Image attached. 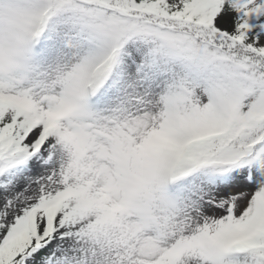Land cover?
<instances>
[{
    "label": "snow or ice",
    "instance_id": "6c2138e0",
    "mask_svg": "<svg viewBox=\"0 0 264 264\" xmlns=\"http://www.w3.org/2000/svg\"><path fill=\"white\" fill-rule=\"evenodd\" d=\"M0 264H264V0H0Z\"/></svg>",
    "mask_w": 264,
    "mask_h": 264
}]
</instances>
